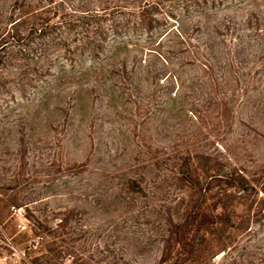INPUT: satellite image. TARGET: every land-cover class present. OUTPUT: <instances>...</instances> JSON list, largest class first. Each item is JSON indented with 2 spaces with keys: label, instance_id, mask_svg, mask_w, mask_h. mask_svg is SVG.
<instances>
[{
  "label": "trees",
  "instance_id": "1",
  "mask_svg": "<svg viewBox=\"0 0 264 264\" xmlns=\"http://www.w3.org/2000/svg\"><path fill=\"white\" fill-rule=\"evenodd\" d=\"M0 19V69L32 60L45 97H109L148 138L119 189L149 184L158 264H264V156L248 175L228 137L264 110V0H9Z\"/></svg>",
  "mask_w": 264,
  "mask_h": 264
},
{
  "label": "rangeland",
  "instance_id": "2",
  "mask_svg": "<svg viewBox=\"0 0 264 264\" xmlns=\"http://www.w3.org/2000/svg\"><path fill=\"white\" fill-rule=\"evenodd\" d=\"M8 3L0 0V13ZM33 63L8 53L0 69L3 263L158 264L160 245L144 242L157 229L149 184L145 194L119 189L137 173L134 158L148 138L109 97L90 95L75 109L69 98L60 104L45 97ZM232 123V153L249 175L264 156V110L239 108ZM150 133L154 144L156 131ZM127 197L134 201L126 204Z\"/></svg>",
  "mask_w": 264,
  "mask_h": 264
},
{
  "label": "crops",
  "instance_id": "3",
  "mask_svg": "<svg viewBox=\"0 0 264 264\" xmlns=\"http://www.w3.org/2000/svg\"><path fill=\"white\" fill-rule=\"evenodd\" d=\"M0 264H4V263H3V259H2L1 257H0Z\"/></svg>",
  "mask_w": 264,
  "mask_h": 264
}]
</instances>
